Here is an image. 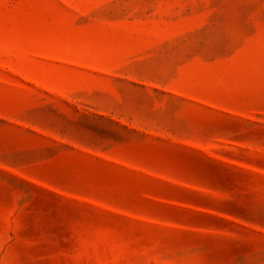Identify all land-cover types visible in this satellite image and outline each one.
<instances>
[{"label":"rangeland","instance_id":"obj_1","mask_svg":"<svg viewBox=\"0 0 264 264\" xmlns=\"http://www.w3.org/2000/svg\"><path fill=\"white\" fill-rule=\"evenodd\" d=\"M0 264H264V0H0Z\"/></svg>","mask_w":264,"mask_h":264}]
</instances>
